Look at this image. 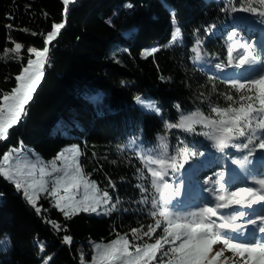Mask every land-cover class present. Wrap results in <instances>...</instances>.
<instances>
[{"label": "trees", "instance_id": "obj_1", "mask_svg": "<svg viewBox=\"0 0 264 264\" xmlns=\"http://www.w3.org/2000/svg\"><path fill=\"white\" fill-rule=\"evenodd\" d=\"M249 3L257 12L231 11ZM172 11L181 30L178 42L172 41ZM262 11L259 0H71L67 6L63 0H0V54L14 48L13 41L24 46L20 59L13 52L6 62L0 59L2 92L16 87L15 77L33 56L27 49L45 47L53 25L65 24L48 45L49 62L26 115L9 129L6 140H0V157L22 147L49 161L66 144H75L84 176L94 180L100 192H107L115 205L103 217L79 212L69 218L51 197L41 194L37 214L22 192L0 176V241H10L6 248L0 247V264H45L48 257V264H81L82 256L87 264L92 258L90 240L107 242L118 235H127L133 245L154 243L164 235L165 223L159 215H150L159 208L151 205L156 193L147 169L160 168L142 156L171 163L169 158L177 157L181 148L196 153L179 171L168 168L164 175L172 193H178L171 197L172 212L215 205L208 191L215 188L216 195L221 191L213 183L218 179L214 173H224V189L245 186L249 178L262 176L264 163L256 166L250 158L242 168L233 161L242 159L244 150L230 146L224 154L237 174L230 177L223 153L204 135L209 130L202 124H195L194 132L165 126L197 110L219 119L212 107L239 106L240 97L251 89L237 91L229 81L254 78L264 64L240 70L228 63L229 46L237 44L232 57H239L241 45L254 44L264 58V25L257 26L264 18ZM232 31L238 35L229 40ZM153 48L158 50L143 54ZM141 95L155 98L161 115L141 110L135 99ZM181 162L183 158L177 157L175 163ZM149 226L155 231L144 236ZM133 229L139 230V239ZM65 235L72 237L70 245L63 243ZM170 246L165 244L161 251Z\"/></svg>", "mask_w": 264, "mask_h": 264}, {"label": "snow or ice", "instance_id": "obj_2", "mask_svg": "<svg viewBox=\"0 0 264 264\" xmlns=\"http://www.w3.org/2000/svg\"><path fill=\"white\" fill-rule=\"evenodd\" d=\"M63 3L67 6L70 0H63ZM260 5H264V0H259ZM131 7V5H126ZM243 10L245 12H257V9L252 7L251 3L247 7L241 6V9L235 7L231 8L232 12ZM67 11V9H65ZM264 16V11L259 13ZM171 22L174 25V31L172 33V41H175L181 34L180 27L176 18L175 11L170 13ZM112 23L111 19L108 21ZM65 24L56 23L53 25V31L48 33L46 36V46L43 50H37L34 47H29L27 51L34 53L36 59H28L27 65L23 67L21 73L15 77L17 80V86L10 92L0 91V99L3 103H0V140H6L9 135V129L13 128L18 124L23 115H26L25 106L33 98L37 85L40 83L41 78L44 75L43 69L45 64L49 62V48L47 44L53 41L60 33V30L64 28ZM10 27V26H9ZM214 27V25L212 26ZM35 35V33H33ZM238 33L232 31L228 37L232 40L233 37H237ZM15 47L12 49H4L3 53L0 54V59H4L9 52L16 54V58L20 59L19 53L24 47L20 43L13 41ZM199 44V42H197ZM237 48L236 43H232L229 46V59L228 63H232V51ZM243 52L239 57L238 67L247 65L249 67L264 64V58L261 53L254 48V44H243L241 45ZM158 49L153 48L150 51L146 50L143 53L145 56L151 55ZM197 53V59H200V49H195ZM223 65L217 64L216 67L220 68ZM163 79V77H162ZM231 87L237 91H241L245 88L254 90L257 95L254 97H247L248 101H254L259 104V108L254 107L253 103H247L245 107V97H240L241 103L238 107H232L231 105L227 108L212 107L211 112L215 113L219 119H211L205 116L204 113L197 110L196 112L181 115L176 123L166 122L167 128H180L185 131L194 132L195 124H204L206 127L211 128V132L204 133L210 139L215 141L213 147L219 152H224L225 149L232 147L248 149V154L242 159L233 161L235 164L246 167L247 164L251 163L250 157L254 155V148H249V145L258 146L264 149V135L261 137H255L256 130L260 129L261 133L264 134V119L257 120L255 127L253 126L254 113L264 114V68L256 74L254 78L247 79L245 82L240 80L229 81ZM138 103L144 107L146 111L154 112L157 115L161 114V109L153 101H144L141 97L135 98ZM229 101L233 100L230 95L226 96ZM179 109V105H176ZM245 138L242 145L236 144L234 141L238 138ZM163 139L162 137L160 138ZM258 140V144H256ZM67 153V154H66ZM79 147L73 146L70 149H66L58 154V156L51 162H49L51 171L49 172L44 165L39 166L40 180L37 181L36 171L37 163L33 162L31 156L25 157L22 155V150L11 149L9 152L4 153L0 157V176L5 180L12 183L18 192H22L25 200L35 208L37 214H40L41 208L37 206V201L40 198V193L46 192L48 195L56 199V207H59L65 217H71L78 211L84 212H96L100 205L108 204L111 198L107 192H104L102 196H93L91 199L85 197L80 201H73L71 196L60 195L61 189L65 193L74 191L80 187L83 183L85 187L95 188V182L88 184L83 174V169L79 164L78 160ZM196 153L190 149L181 148L178 150L177 157H182L183 162L179 165L175 163L177 157L169 158L171 163L165 159L154 158L152 155L142 156L152 165L159 166L160 170H156L149 167L147 170L151 173L152 187L155 189L156 195L151 200V205L154 209L159 208V212L152 211L151 216L156 217L159 215L163 218L165 226L163 228L164 235L155 240L154 243H149L143 247H135V255L129 251L131 244L127 239V235L118 237L109 243H95L93 245L96 250V255L93 257L91 264H150L151 261L157 259V254L161 255V264H211V260L220 256L223 249L215 253V256L210 257L212 247L218 242L223 244L234 254L238 253L240 257H245L247 254L253 264H264V241H252L245 243L235 242L239 235L243 232L242 225L235 223L237 220L236 215L225 218L223 215L219 216L220 223H217L213 217L218 216V209L230 207L232 204L248 203L251 205L255 201H264V179L256 180L255 183L260 186L259 189L254 188H238L236 191L230 193V197L226 198L222 195H216L217 190L210 188L208 191L216 196V200L220 201L215 203L214 207H200L198 211L188 213L187 216L181 217L172 212V201L171 197L176 195L172 193V185L167 183L163 177L167 174V169L172 168L174 171L184 167V163H187L188 159L195 156ZM202 155V153H201ZM71 157V160H69ZM63 162V166H58V162ZM53 173L56 174L55 178L51 181L52 187H48L49 181L44 180V177L51 176ZM218 179L213 181L214 184L219 185V190H224L225 184L223 181L224 173L220 172ZM211 180V178H209ZM147 191V189H144ZM2 195V194H0ZM245 197H248L245 201ZM63 205V206H61ZM112 207H115L113 204ZM244 212H240L239 216L243 217ZM191 217V222L180 223L179 221L184 219L187 220ZM257 221L264 224V215L258 216L256 219H249V224H256ZM53 223V227L57 231H61V226L58 223ZM161 220H156V227H160ZM155 230L149 226V231L144 232V236H150ZM139 230L133 229V236H138ZM259 232L264 233V227L259 228ZM183 237V239H182ZM176 241H180L179 245H176ZM72 237L65 235L63 237V243L71 244ZM171 245L168 249H164V245ZM7 246V241H0V247ZM41 250H43V243L39 244ZM167 258V259H164ZM51 260V257H48ZM48 260L45 264H48ZM81 264H84L83 256L81 257ZM247 264V260L244 261Z\"/></svg>", "mask_w": 264, "mask_h": 264}, {"label": "rangeland", "instance_id": "obj_3", "mask_svg": "<svg viewBox=\"0 0 264 264\" xmlns=\"http://www.w3.org/2000/svg\"><path fill=\"white\" fill-rule=\"evenodd\" d=\"M260 24L264 25V18L261 21H258L257 22V26H260ZM176 40L178 42L179 38H177ZM49 43L47 44V47H48ZM43 48H36V49L37 50H43ZM32 54H33V56L30 59H36L35 54L34 53H32ZM239 57H236V56L235 57H232V63L231 64L232 65H238V63H239ZM248 67L249 66L244 65L243 67H239V69L240 70H243V69L248 68ZM43 72H44V69H43ZM42 78H41L40 82L42 81ZM34 93H33V95H34ZM256 95H257V93L254 90H251L249 93H247L246 95H244V97H245V101H244L245 105L247 106V103H253L254 104V107L259 108L260 106H259L258 103H255L254 101H248L247 100V97L252 96V97L255 98ZM137 97H141L144 101H153V102H155V98H153L152 96H144V95H141V96H137ZM1 102L3 103V101H1ZM136 103L141 108V110H145L144 107H142V105L137 102V100H136ZM26 106H25V108H26ZM148 112H150V111H148ZM253 115H254L253 126L255 127V123H256L257 120L264 119V114H255L254 113ZM202 125L205 126L204 124H202ZM206 129L209 130L208 132H211V128L210 127H206ZM257 130H258V132L256 131V134H255L254 139L256 137H261L262 135H264V134L261 133L260 129H257ZM239 142H240V140H238V139H236L234 141V143H236V144H241V142H246L245 141V138H243V141H241L240 143ZM258 142L259 141L256 140V144H258ZM73 146H76V145L75 144H71V143L66 144L58 152L61 153L62 151H65L66 149L72 148ZM233 148L235 149V147H233ZM249 148L250 149L251 148H254V155L252 157H250L251 160L254 161L256 165H261V163H264V149H261L258 146L251 145V144L249 145ZM11 149H19V150H22V155L23 156H25V157L31 156L33 162H36L37 163V171H36V177H35L37 179V181L40 180L39 166L40 165H44L47 168V170L50 172L51 171V167H50L49 162L53 161L58 156V154H59L58 153L55 158H53V159H51L49 161H44V160H41L39 154L35 153V151H33V150L24 149L22 147H16V148H11ZM7 152H9V151H7ZM7 152H5V153H7ZM244 152H245L244 155H247L248 154V149H244ZM3 155H4V153H3ZM221 158H223V164H224L225 171H227V173L231 177H236L237 174L233 171L234 170V167L231 165V163L228 160V158H226L224 152H223V155H222ZM79 159H80V152H79V155H78V160ZM69 160H71V157H69ZM58 166L62 167L63 166V162L62 161L61 162H58ZM156 170H158V169H156ZM55 176H56V174L53 173L51 176H47L46 175L44 177V180L49 181V183H48V187L49 188L52 187L51 181L55 178ZM85 179H86V182L88 184H91L92 182H95L94 180H90V179H88L86 177H85ZM163 179L165 181H167L169 184H171L166 177H163ZM259 179H264V175H262L259 178H256L255 177V178L250 179L249 182H248V185L245 186V187H243V188L259 189L260 186L255 183V181L256 180H259ZM97 188H98V186H97L96 182H95V188L85 187V185L82 183L78 189H76L74 191H70L68 193H65L63 191V189H61L60 195H63V196H71L73 198V201L83 200L86 196L91 199L93 196L99 197V196H102L103 195V193L100 192L99 189H97ZM238 188H239V186H235V188H233L232 190H231V188L230 189L229 188H226V189L220 191L218 193V195H222V196H225L226 198L231 199L230 193L236 191ZM41 194H44V195H47V196L51 197L52 200H53V202H54V204L56 205V199L54 197L48 195V193H46V192H42V193H40V195ZM108 196L111 198V196L109 194H108ZM210 197L211 198H215V203H219L220 202V201H217L216 200V196H214L213 194H211ZM247 199H248V197H245V201H247ZM39 200H40V198H39ZM39 200L37 201V206L38 207H40V205H38L39 204ZM111 201H112V198H111V200H110V202L108 204H103L102 203L96 212H85V213H89V214H93V215L95 214V215H98L100 217H103L110 210H112L114 208V207H112L113 202H111ZM61 206H63V205H61ZM207 207H214V206L213 205H210V206L208 205ZM196 211H198V209H194L193 211H190V212H183V211L182 212L181 211L180 212H177L176 211L174 213L177 214V215H179V216H181V217H184V216H187L188 213L196 212ZM217 211H218V216L217 217H213V219H215L217 221V223H220L221 222L220 219H219V216L220 215H223L225 218H227L229 216H232V215H236L238 217L237 220L235 221V223H238V224L242 225L243 232H242V234L239 235L238 239L235 242H237V243H245V242H252V241H264V233L259 232V228L260 227H264V224H262L259 221H257L256 224H249L248 223V220L249 219H256L258 216L264 215V201H255L251 205H249L246 202L245 203H241V204H232V205H230V207L218 209ZM79 212L81 213V212H84V211H78L77 213H79ZM240 212H244L245 215L243 217H240L239 216V213ZM179 222L180 223H188V222H191V217H189V219H187V220L182 219ZM118 237H123V235H118L114 240H117ZM7 239H8V237H6L4 240H7ZM182 239H183V237H182ZM114 240L107 241V242L106 241H96V240L94 241V240H90L89 243H90V247H91V250H92V254H91L92 255V258L89 261H86V263L87 264H91V261H92L93 257L96 255V250L93 247V245L95 243H105L106 244V243L112 242ZM179 243H180V241H179ZM8 244H10V241L9 240H8ZM144 245H146V244H144ZM144 245H142V244H139V245H133V244H131L132 247H130L129 251L133 252V254L135 255V251H134L135 250V247L136 246L143 247ZM221 249H223L222 254L220 256L216 257L214 260H211V263H214V264H244V261L247 260V264H253L252 260L250 258H248L247 254L245 255V257H240L238 255V253L234 254L233 251L230 250V249H228L223 244L222 241L221 242H218V243H216V244L213 245L212 251L210 253V257L211 256H215V253L218 252V251H220ZM160 257L161 256L158 253L157 254V259L154 260V261H151L150 264H161L160 261H158V258H160Z\"/></svg>", "mask_w": 264, "mask_h": 264}]
</instances>
